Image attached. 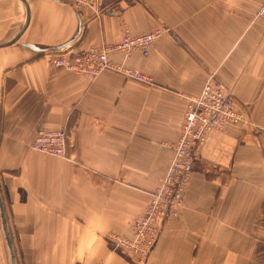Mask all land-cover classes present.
Listing matches in <instances>:
<instances>
[{
	"label": "crops",
	"instance_id": "crops-1",
	"mask_svg": "<svg viewBox=\"0 0 264 264\" xmlns=\"http://www.w3.org/2000/svg\"><path fill=\"white\" fill-rule=\"evenodd\" d=\"M25 1L27 27L0 46L2 197L22 262L264 264V127L247 119L209 133L183 201L144 260L111 237L131 236L149 207L173 157L184 95L199 94L208 75L246 104L247 118L264 120V0ZM76 11L79 37L55 51L159 31L148 55L112 56L151 81L114 70L91 79L52 67L54 51L21 45L66 43ZM27 17L23 0H0V44L19 36ZM41 128L70 132L67 157L30 147Z\"/></svg>",
	"mask_w": 264,
	"mask_h": 264
},
{
	"label": "built area",
	"instance_id": "built-area-1",
	"mask_svg": "<svg viewBox=\"0 0 264 264\" xmlns=\"http://www.w3.org/2000/svg\"><path fill=\"white\" fill-rule=\"evenodd\" d=\"M77 4L87 0H75ZM258 14L264 19V3ZM159 31L133 35L126 31L122 39L112 45L90 47L78 53L54 51L49 63L56 69L88 76L93 79L105 70L121 72L127 77L150 82L143 72L128 66L124 61H114L112 56L124 57L139 51L148 55ZM188 99L184 121L174 153L161 184L150 193V204L143 215L132 224L133 233L124 237L113 235L115 247L127 252L134 260L142 261L155 246L161 231V222L170 217L174 208L181 204L189 184L192 165L201 159V148L211 131H226L245 122L244 111L236 103L230 90L215 73L207 76L197 95H184ZM71 134L65 128L37 130L30 147L52 156L67 157Z\"/></svg>",
	"mask_w": 264,
	"mask_h": 264
},
{
	"label": "rangeland",
	"instance_id": "rangeland-1",
	"mask_svg": "<svg viewBox=\"0 0 264 264\" xmlns=\"http://www.w3.org/2000/svg\"><path fill=\"white\" fill-rule=\"evenodd\" d=\"M258 16H260V15L258 14ZM23 38L24 37H21L20 41H23ZM237 104L241 108L243 107L242 109H244L246 107L245 106L246 104H242V106L239 103H237ZM246 119L248 120V122H253V123L256 122L260 126L264 127V120H253V119H250L249 117L248 118L246 117ZM1 193H2V195H1ZM3 194H4V192H3V184H2V179H1V175H0V196H1L2 200H4V197H2V196H4ZM3 205H4V202H3ZM4 207H5V205H4ZM4 211H5V208H4ZM6 218H7L6 219L7 230H8V233H9V237L11 238V241H12V244H13V250H14V253H15V264H24L22 262L23 258L21 257V255H22L21 248L15 245L14 232H13V230L11 228V225H9V223H10L9 216H6ZM0 264H12L11 248H10L9 243L7 241V236H6L5 228H4V225H3V216H1V214H0Z\"/></svg>",
	"mask_w": 264,
	"mask_h": 264
},
{
	"label": "water",
	"instance_id": "water-1",
	"mask_svg": "<svg viewBox=\"0 0 264 264\" xmlns=\"http://www.w3.org/2000/svg\"><path fill=\"white\" fill-rule=\"evenodd\" d=\"M23 1L26 4L27 12H28V17H27L26 23L24 24L22 30L20 31L19 36H17L14 40H12L10 42H7L5 44H0V46H7V45H10V44H13L20 37L21 33L27 27L30 13H29V7H28L27 2L25 0H23ZM76 14H77V19H78V29H77L75 35L69 41H67L66 43L60 44L58 46H50V47H41V46H39V45H37L35 43H30V42H25V43H22L21 45L24 46V47L30 48L33 51H37V52L55 51V50H60V49H63L65 47H67L68 45L73 43L79 37V35H80L81 31H82V19H81L80 15H79V13L77 11H76ZM0 206H1L2 216H3V225H4V228H5V232H6V236H7V240H8L9 246L11 248L12 264H15V253H14V250H13V245H12L11 238L9 237V233H8V230H7L6 214H5V211H4V205H3V200L1 198V196H0Z\"/></svg>",
	"mask_w": 264,
	"mask_h": 264
}]
</instances>
